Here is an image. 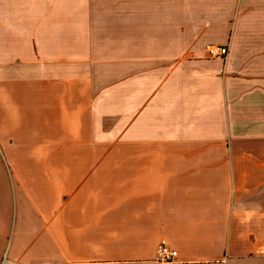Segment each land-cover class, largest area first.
Wrapping results in <instances>:
<instances>
[{
	"label": "crops",
	"instance_id": "0c3cea01",
	"mask_svg": "<svg viewBox=\"0 0 264 264\" xmlns=\"http://www.w3.org/2000/svg\"><path fill=\"white\" fill-rule=\"evenodd\" d=\"M0 148V264H264V0H0Z\"/></svg>",
	"mask_w": 264,
	"mask_h": 264
},
{
	"label": "built area",
	"instance_id": "2783aa9c",
	"mask_svg": "<svg viewBox=\"0 0 264 264\" xmlns=\"http://www.w3.org/2000/svg\"><path fill=\"white\" fill-rule=\"evenodd\" d=\"M206 51L209 56L217 57L221 56L226 58L229 49L226 45H214L209 44L206 46ZM1 151V148H0ZM178 251L171 248L165 241H162L157 248V260L160 262L170 263L177 260Z\"/></svg>",
	"mask_w": 264,
	"mask_h": 264
},
{
	"label": "rangeland",
	"instance_id": "374dc122",
	"mask_svg": "<svg viewBox=\"0 0 264 264\" xmlns=\"http://www.w3.org/2000/svg\"><path fill=\"white\" fill-rule=\"evenodd\" d=\"M98 120H99V123L103 124L100 127L102 131L97 133L98 140H121V118L120 117H116L112 119L103 117ZM110 120H112L113 123H109Z\"/></svg>",
	"mask_w": 264,
	"mask_h": 264
}]
</instances>
